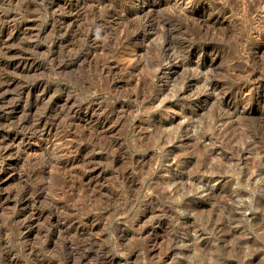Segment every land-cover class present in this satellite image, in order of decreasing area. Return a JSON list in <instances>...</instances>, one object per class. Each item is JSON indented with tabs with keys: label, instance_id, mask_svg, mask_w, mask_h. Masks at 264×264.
Listing matches in <instances>:
<instances>
[{
	"label": "rangeland",
	"instance_id": "374dc122",
	"mask_svg": "<svg viewBox=\"0 0 264 264\" xmlns=\"http://www.w3.org/2000/svg\"><path fill=\"white\" fill-rule=\"evenodd\" d=\"M0 11L28 25L0 39L33 63L11 87L27 112L0 113V135L35 102L26 82L46 91L3 186L41 217L0 212V264H264V0Z\"/></svg>",
	"mask_w": 264,
	"mask_h": 264
},
{
	"label": "bare ground",
	"instance_id": "6f19581e",
	"mask_svg": "<svg viewBox=\"0 0 264 264\" xmlns=\"http://www.w3.org/2000/svg\"><path fill=\"white\" fill-rule=\"evenodd\" d=\"M9 1L10 0H0V4L6 5V3H8ZM17 20L18 19H17L16 14L9 13V12L2 13L0 11V24H3V27L0 30V36L2 35L3 32H6V33L9 32L7 34L8 39L9 38H10V40L14 39V41H15V39L17 37H19V35L25 34L27 32V30L29 29V28H27L28 25L24 23L23 28L19 29L20 25L18 26ZM8 39L7 40L6 39H4V40L0 39V41H1L0 43L2 45L6 44V43H8ZM10 44H11V42H10ZM10 44H6L7 47H5L3 49L0 48V50H1L0 53L2 56L0 58V71H3L4 68L6 69L5 72L7 71L6 74L0 73V113H2V112H15V111L18 112V110L21 111V109H23V107H21V105H20L21 99L18 100V99H16L15 96H11V95H13L11 87L14 85L16 86L18 84L21 85L20 84L21 78H24V77L28 78V76L32 72L31 68L33 66V63L29 60V56H27L26 54H24L20 50H17V49L14 50L13 49L14 45L12 47L11 46L12 44L11 45ZM21 47H23V46H21ZM28 83L26 82L25 83L26 86L24 85L21 87L22 89H21V92L19 93L20 96H22V95H27L28 97L35 96L34 98H35L36 103L43 100L45 98V95H46L45 84L42 81H36L35 86L31 87L32 83H30L31 85ZM27 96H25V97H27ZM18 98H20V97H18ZM29 101H31V100H29ZM26 103H28V101ZM33 104L30 106L31 107L30 110H28L29 114L27 116L25 114H23V116L25 115L26 117L24 116L25 117L24 118L23 116H21L24 119H22V121H19V123L17 122L18 127H17L16 133L13 132L14 134L10 133V134H6V135L5 134L0 135V212H2L4 210H8V209L13 210V212H14L13 215H14L16 221L18 223H20L22 226H27V225H25V224H27V221L29 222V225H33L34 222L36 221V219L37 220L40 219L39 217H41V215H39V217H37V218L34 217L33 214L29 215L30 214V204H31L30 198L31 197H29L27 194L24 193L25 195H23L22 198H18L16 193H14L13 191H7V192L4 191L3 186L5 185V182L10 177V176L8 177V174L11 175L10 172H13V169H15V165L13 164V161L12 162L10 161L12 158V155L14 153V150L12 149L13 147H11V144H13V142H15V140L20 138V137H22L23 140H27V142H28L34 135H36L38 133L39 128L42 125V121H43L42 118H39L33 124H31V122L29 120L30 115L32 116V111L35 108V105H39V103L35 104V105H33ZM24 106H26V105H24ZM27 107H28V105H27ZM22 112H24V113L27 112L25 107L22 110ZM33 113H34V111H33ZM23 120H25L26 122H24ZM44 127H46V126H44ZM0 128H1V126H0ZM5 130H8V129H5ZM29 144H30V142L27 143V146H29ZM12 146H14V145H12ZM211 169H212L211 172H213L215 170H218V167L213 166ZM1 214L2 213H0V216H1Z\"/></svg>",
	"mask_w": 264,
	"mask_h": 264
}]
</instances>
